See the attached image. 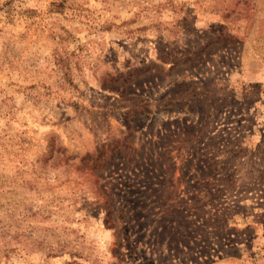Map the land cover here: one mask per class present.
I'll return each mask as SVG.
<instances>
[{
	"label": "rangeland",
	"instance_id": "1",
	"mask_svg": "<svg viewBox=\"0 0 264 264\" xmlns=\"http://www.w3.org/2000/svg\"><path fill=\"white\" fill-rule=\"evenodd\" d=\"M0 264H264V0H0Z\"/></svg>",
	"mask_w": 264,
	"mask_h": 264
}]
</instances>
